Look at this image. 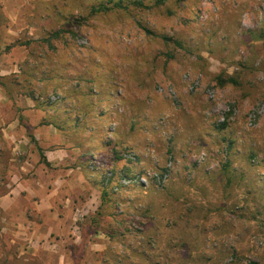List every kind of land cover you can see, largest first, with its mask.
<instances>
[{
  "label": "clouds",
  "instance_id": "1",
  "mask_svg": "<svg viewBox=\"0 0 264 264\" xmlns=\"http://www.w3.org/2000/svg\"><path fill=\"white\" fill-rule=\"evenodd\" d=\"M97 3L0 0V182L17 184L8 192L11 199L0 192V211L22 220L36 211L34 198L41 208L51 200V221L61 214L58 208L67 211L64 197L74 189L105 190L145 217L138 235L115 224L105 209L97 232L111 227L115 239L89 236L84 247L77 230L63 229L50 257L54 264H71L64 244L75 245L77 256L83 250L84 264H99L109 253L115 264H157L161 257L166 264H264V0H122L123 10L107 5L108 11L93 15ZM70 14L82 18L85 36L110 40L133 64L118 69L105 49L95 54L96 67L62 69L63 62L52 57L50 70L61 78L31 79L34 65L49 66L31 43L39 18L59 28ZM241 17H247L246 27H238ZM72 76L79 80L69 82ZM75 83L85 94L87 89L96 93L90 105L80 106L79 122L61 118L62 106L55 117L40 107L45 91L66 95ZM221 124L226 125L223 132L216 130ZM225 136L236 141L231 152L221 143ZM53 137L63 155L49 160ZM107 140L121 154L112 166L116 175L98 162V144ZM249 151L254 152L251 160L245 158ZM169 159L173 171L181 170L179 177L161 172ZM122 168L127 178L119 176ZM228 168L255 178L253 186L218 182L220 170ZM50 188L61 195L53 198ZM221 189L230 204L250 193L254 227L247 235L231 228L223 212L215 213L221 225L210 229L211 237L189 220L194 203L212 208ZM25 190L29 194L20 197ZM101 239L103 244L94 243ZM178 241L188 245L187 259L180 260L183 249L174 247ZM97 249L105 254L98 257Z\"/></svg>",
  "mask_w": 264,
  "mask_h": 264
},
{
  "label": "rangeland",
  "instance_id": "2",
  "mask_svg": "<svg viewBox=\"0 0 264 264\" xmlns=\"http://www.w3.org/2000/svg\"><path fill=\"white\" fill-rule=\"evenodd\" d=\"M208 3L211 4L212 0H208ZM107 5H112L113 8H120L123 10L122 0H98V3L91 9V14L95 15L97 12H106L108 11ZM4 22V16L0 12V23ZM247 26V17H241V21L238 24V27L243 28ZM38 33L34 34L35 38L31 39V43L35 45V48L41 55L38 57L41 61H47L49 66H45L44 63H41L38 66H33L28 75L31 79H36L37 75L41 78L43 82H47L48 79L61 78L56 75V73L50 70L51 58L55 57L57 60L62 61L60 67L62 69H75L77 64L84 65L87 64L90 68L98 66V61L95 59V54L98 52H104L105 49L112 54L114 57V64L118 69L122 67L129 66L133 64V59L130 57H125L122 54H118L114 47L111 45L110 40H105L102 36H96L95 33H92L89 36H85L80 29L82 28V18H79L75 15H68L62 18V23L59 28L55 27V23L47 17L39 18V22L36 25ZM135 43V41H134ZM221 49L225 47L220 45ZM30 56L32 53L29 54ZM202 59V58H201ZM27 63V62H25ZM21 75L25 73L20 69H17ZM162 75V73H161ZM2 79V77H0ZM79 80V77L72 76L68 77V81ZM96 93L92 89H87L85 94L81 90L80 83L72 84L68 89L66 95H59L55 90H47L43 94V100L41 103V108L46 109L47 112L51 113L53 117L56 116L57 110L60 106L63 107V113L61 118H65L69 121L75 120L79 122L81 116L79 115L80 106L90 105L95 98ZM116 96H120V92L116 93ZM99 115H103L100 113ZM226 128L225 124H221L217 127V131L223 132ZM129 132L135 131L134 127H129L127 129ZM59 131V129H57ZM111 131V130H110ZM140 133L143 134L146 129H139ZM2 135V134H0ZM234 135V134H233ZM223 147L226 151H232V145L236 143L235 140L229 139L227 136L223 137L221 140ZM58 140L56 137L51 139V147L49 151L57 149ZM201 147H205L204 143L201 142ZM171 150L166 152V155H170ZM98 154H99V164L101 167L109 170L116 175L117 170L112 166L119 164L121 160V154L119 150H112V141H100L98 144ZM63 153L60 152V156ZM183 159V156L179 157ZM245 158L251 160L254 158V152L249 151L245 153ZM168 168H162L161 172L165 175H171L173 177H179L181 170L173 171L174 160L169 159ZM192 167H195L193 165ZM182 171H187V169H182ZM208 171L204 172V176H208ZM129 172L127 169H119V176L127 178ZM217 181L223 183L224 185L231 187L234 185H241L248 183L250 187L253 186L254 179L253 177L245 176L244 172H236L233 169L228 168L226 173L225 169L220 170V176L216 177ZM115 182V181H113ZM9 184L11 187L9 188ZM59 186V182H57ZM17 187L16 183L0 182V192L4 196H8V192L12 191ZM183 187H190V182H183ZM51 190L48 189V191ZM28 192L20 191L19 196L24 197ZM53 198L60 196L61 192L53 189V192L50 194ZM250 193L245 192L241 197L238 203H229L228 197L224 195V189H221L219 198L212 205V208L205 209L203 205L199 203H194L193 206L188 210V218L190 221H195V226L199 227L202 232L207 233L211 237L210 229H215L221 225V218L215 213L223 212L227 215L228 221L230 222V227L235 229L238 233L242 235H247L252 227H254V218L249 216V212L253 211L249 207L251 200L248 199ZM256 198H260L261 194L256 193ZM8 199H11V196H8ZM67 200V211L63 208H58L57 212L61 214H56L54 219L49 221L46 219V229L44 227L40 229H32L30 227H22V229L29 235L32 233V230L35 232L50 233L51 237H55L56 241H45L48 248L47 250H40L39 253H44L43 255L36 257L31 256V247L24 240L13 239V235L22 237L20 233H16V230L20 229L17 225H12V221H22L24 219L36 220L40 217V214L36 217L35 213L29 214L25 213L22 220L14 218L13 215H5L0 211V264H54L50 259L57 250V246L60 245L63 236L59 233L63 229L67 228L68 231L77 230L80 233L79 239L81 236L84 240H80L82 247H84L83 242L89 236L102 235L104 239L113 240L115 236L113 234V229L109 227L103 233L97 232V225L101 221L102 213L107 209L108 218L111 219L115 224L120 225L126 231H134L138 235L141 234V229L145 228L144 223L145 217L139 214L138 209L131 208L127 210L128 205L125 201L116 193H109L105 190L99 191H85L80 192L78 189H74L69 196L64 197ZM33 204L36 205L37 200L33 199ZM51 204V200H50ZM51 210L53 214V208H46V212H43L41 215L47 218V211ZM214 209V211H213ZM50 216V215H49ZM25 220V221H26ZM152 227H155L153 224ZM167 228V225H164ZM49 228V231H45ZM53 239V238H52ZM71 239H76V236H72ZM104 240H97L94 243L103 244ZM75 245L64 244L63 252L67 253L66 250L70 252L71 264H84L85 252L80 251L79 256L75 253ZM174 247L183 249V256L180 257V260L188 258V245L184 242L178 241ZM24 249V250H23ZM29 249V250H28ZM28 251V253H27ZM21 253V254H20ZM105 254L104 251L97 249L95 255L102 257ZM190 256V252H189ZM115 264V258L109 253V258L107 260L100 259L99 264ZM157 264H166V258L161 257Z\"/></svg>",
  "mask_w": 264,
  "mask_h": 264
},
{
  "label": "crops",
  "instance_id": "3",
  "mask_svg": "<svg viewBox=\"0 0 264 264\" xmlns=\"http://www.w3.org/2000/svg\"><path fill=\"white\" fill-rule=\"evenodd\" d=\"M3 14V13H2ZM60 156V151L57 149H53V151H48V155L47 158L49 160H55V159H59ZM28 192V191H27ZM53 192V189L49 190L48 193L51 194ZM27 195V193H25ZM29 194V193H28ZM34 202V201H33ZM48 206L41 208V205L38 203V201L36 202V213L35 216L37 217L40 214V217H38L36 220H30V219H24L22 221H12L10 220V222L12 223V225H17L18 227H21L20 232L19 229L16 230V233H20L22 235V237L17 236V235H13L12 238L13 239H18V240H24L26 243L28 242V244L30 245L31 249V256H36L39 257L41 255H43L44 253H39L40 250H47L48 246L45 243V241H49V239L51 241H56L55 237H51L50 233H42V232H35L32 230V233H29V235L22 229V227H30L32 229H40L42 227H44V229H46L47 225H46V219L45 217H43L41 214L43 212H46V208H50L51 204H50V200L47 202ZM45 215H47V217L49 215H52L51 210L49 209V212L47 211V213H45ZM26 220V221H25ZM45 231H49V228ZM53 238V239H52ZM80 240H84V238L81 236ZM24 250V249H23ZM29 250V249H28ZM68 252L65 253L69 258H70V252L69 250H66ZM28 253V251H27ZM21 254V253H20ZM68 258V259H69ZM74 264V263H73Z\"/></svg>",
  "mask_w": 264,
  "mask_h": 264
}]
</instances>
